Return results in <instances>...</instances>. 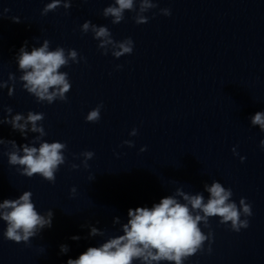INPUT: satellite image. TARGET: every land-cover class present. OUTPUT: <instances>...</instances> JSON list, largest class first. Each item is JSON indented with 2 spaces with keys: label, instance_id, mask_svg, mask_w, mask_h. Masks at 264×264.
<instances>
[{
  "label": "water",
  "instance_id": "1",
  "mask_svg": "<svg viewBox=\"0 0 264 264\" xmlns=\"http://www.w3.org/2000/svg\"><path fill=\"white\" fill-rule=\"evenodd\" d=\"M50 2L0 0V83L8 85L0 88V120L9 107L25 120L29 112L43 113L37 127L45 133L31 131V124L24 134L0 125L6 142L0 145V203L30 191L40 215L54 213L52 227L30 238V246L6 240L7 224L0 220V264H67L123 235L129 209H150L166 197L186 203L178 191L202 195L206 203L205 186L214 181L232 190L230 201L238 207L241 198L252 206L249 227L236 233L219 217L209 218L208 228L201 222L212 238L183 264H264V133L251 125L252 116L264 112V0H154L157 8L144 13L143 25L127 11L113 25L103 10L114 0H71L67 11L61 6L41 15ZM161 9L171 15H161ZM86 21L107 27L117 42L131 38L133 53L116 59L109 45L103 55L94 33H82ZM45 40L49 51L62 47L67 56L74 49L84 58L60 69L72 85L67 102H38L23 89L19 49L27 42L31 52ZM101 104L100 120L87 123L88 113ZM133 129L136 136L130 135ZM128 140L134 147L124 145ZM7 141L37 148L65 143V164L55 183L20 175L22 167L8 163L5 153L13 149ZM85 151L94 153L87 169L80 155ZM73 164L79 167L73 170ZM93 227L102 235H90Z\"/></svg>",
  "mask_w": 264,
  "mask_h": 264
},
{
  "label": "clouds",
  "instance_id": "2",
  "mask_svg": "<svg viewBox=\"0 0 264 264\" xmlns=\"http://www.w3.org/2000/svg\"><path fill=\"white\" fill-rule=\"evenodd\" d=\"M138 5V7H137ZM63 7L66 11L71 7V0H51L41 15H47L58 8ZM157 8L154 0H114V2L103 10L105 18L111 17L113 25L120 24L125 19V12H134L133 17L137 25L148 23V17L144 15ZM4 9V12H8ZM160 14L170 16V9H161ZM13 23H20L18 17L12 18ZM91 30L94 33L93 38L100 41L98 49H104L103 55H108L107 48L112 46V56L119 59L125 55L133 53L134 43L131 38L122 42L113 39L112 33L107 27H97L91 21H86L82 25V33L87 34ZM27 42L19 49L18 66L24 74L20 77L23 89L38 98V102L47 101L51 105L55 100L67 102L66 93L72 87L68 74L61 72L62 67H68L69 61L80 63L83 57L74 49H69L67 56L65 49L57 47L54 51H49V41L45 40L42 47L33 48L31 52L26 51ZM79 57V58H78ZM122 66L117 65V69ZM9 80H15L11 74ZM8 87L7 83H0V88ZM13 89L10 88L8 95L11 97ZM103 105H98L91 110L87 117V123H97L100 120V112ZM7 116L0 120V125L10 124L13 131H19L24 134L27 125L31 124V131L39 132L41 136L45 135L42 127H37V122L41 121L43 113L34 114L29 112L27 120L20 114L12 115V109H6ZM10 117V119L8 118ZM24 123H21V121ZM251 125H258L260 131L264 133V112H257L251 118ZM131 136L137 135V130L133 129ZM39 139V138H37ZM0 139V145L5 144ZM11 144L12 151L5 153L8 157L10 166H21L20 175L32 178L39 175L43 180L54 184L56 173L59 166L65 164L63 152L67 145L61 142H43L39 148L21 145L17 147L15 141H7ZM124 145L129 148L134 147L130 140L124 141ZM260 147L264 149V140L260 142ZM23 155H20V149ZM141 152L147 151L146 147L140 149ZM234 155H238L236 149H232ZM84 159L83 167H89L88 161L93 159L94 153L85 151L80 154ZM241 163L245 157H240ZM73 170L79 166L73 164ZM210 194L207 202H204L202 195L189 196L183 192H177L182 196L186 203H180L172 197H166L160 200L158 204L150 209L147 207H137L135 211L128 210L130 218L123 226V235L117 238L109 239L100 247H89L78 259H68L67 264H133L139 261L140 264H153V262L167 261L174 264H183L198 252L204 251V242L212 238V232L207 235L200 228L201 222L205 228L209 227V218L219 217L221 225H230V230L239 233L241 229L249 227L248 217L252 216V206L246 203L244 198L239 201V207L234 201H230L233 196L231 189H226L219 182H213L211 187L205 186ZM76 189H71V195L74 197ZM190 206V207H189ZM202 213V215H201ZM241 216L245 219H241ZM54 217L53 211L49 210L46 215H40L32 202V193L25 191L18 199H6L0 203V220L6 222L7 227L3 233L6 240L16 244L23 243L30 246V238L38 236L45 228L52 227ZM118 222V221H117ZM102 235L96 228H92L90 235ZM73 240H79L80 237L74 236ZM61 253H66L68 248L61 245ZM207 252L211 254V243Z\"/></svg>",
  "mask_w": 264,
  "mask_h": 264
}]
</instances>
